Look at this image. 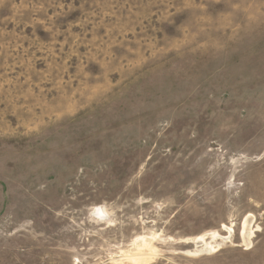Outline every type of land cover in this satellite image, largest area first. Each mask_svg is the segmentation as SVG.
<instances>
[{
	"label": "rangeland",
	"instance_id": "rangeland-1",
	"mask_svg": "<svg viewBox=\"0 0 264 264\" xmlns=\"http://www.w3.org/2000/svg\"><path fill=\"white\" fill-rule=\"evenodd\" d=\"M0 264H264V0H0Z\"/></svg>",
	"mask_w": 264,
	"mask_h": 264
},
{
	"label": "bare ground",
	"instance_id": "bare-ground-1",
	"mask_svg": "<svg viewBox=\"0 0 264 264\" xmlns=\"http://www.w3.org/2000/svg\"><path fill=\"white\" fill-rule=\"evenodd\" d=\"M249 217H251V216H249ZM249 217L245 221V228H244V231H243V240H244V242H250L251 233L249 231V227H250V224H251V219Z\"/></svg>",
	"mask_w": 264,
	"mask_h": 264
}]
</instances>
